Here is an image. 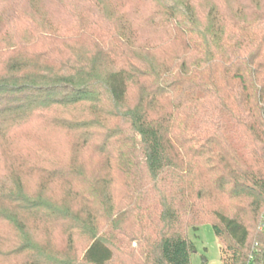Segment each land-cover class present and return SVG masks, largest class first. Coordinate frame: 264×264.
Masks as SVG:
<instances>
[{"label":"trees","instance_id":"1","mask_svg":"<svg viewBox=\"0 0 264 264\" xmlns=\"http://www.w3.org/2000/svg\"><path fill=\"white\" fill-rule=\"evenodd\" d=\"M79 1L71 35L0 13V138L50 116L105 160L87 174L20 156L0 180L16 250L36 254L28 264H192L189 231L210 223L222 264H264V0H144L153 12L131 19ZM78 39L92 50L61 49ZM83 107L91 117L65 115ZM39 229L63 232L69 253Z\"/></svg>","mask_w":264,"mask_h":264},{"label":"rangeland","instance_id":"2","mask_svg":"<svg viewBox=\"0 0 264 264\" xmlns=\"http://www.w3.org/2000/svg\"><path fill=\"white\" fill-rule=\"evenodd\" d=\"M79 0H0V13H8L7 16L15 11L18 13L24 12L31 17H35L39 21L52 20L54 23H60L61 28L66 30L65 34L71 35L72 30H67L70 26L78 27V20L76 10H81L77 5ZM108 7L114 10L116 17L125 16L131 19L135 16L151 14L155 9L153 5H150L144 0H107ZM237 3H244L243 1L237 2L232 0L231 8H237ZM237 4V5H236ZM82 7V6H81ZM82 10L86 13L93 12L92 1H88L83 5ZM75 15V16H74ZM42 17V18H41ZM40 24H42L40 22ZM84 25L86 23H83ZM79 25V24H78ZM46 26H44L45 28ZM43 30H47L46 28ZM62 30V31H63ZM25 30H20L18 33L22 36ZM61 31V32H62ZM11 45V42L8 41ZM84 40L78 39L77 41L68 40L61 47L64 51H70L73 49H84L87 51L92 48L87 47ZM40 49V47H39ZM175 50V49H173ZM41 50H38L40 52ZM57 54V49L55 50ZM152 60L155 59L153 56ZM156 60L158 58L156 57ZM66 116L89 118L91 117L90 109L87 107L70 110L65 113ZM51 117H45L43 119L33 120L28 125H23L18 129H13L9 132L5 138H0V180L3 177L10 176L13 172L12 169H17L18 165L23 164L21 155L28 154L25 158L30 163L39 158L40 155L45 158L55 159L58 158L60 163H66L67 161L74 160L78 164L84 166L86 173H91L92 170H104V162L102 158L92 149L85 148L83 150H77L76 135L67 132L61 128L55 127L51 123ZM50 121V122H49ZM74 147L76 149H74ZM30 158V159H29ZM68 163V162H67ZM22 169V168H21ZM20 169V170H21ZM12 170V171H11ZM11 171V172H10ZM23 177H26L28 189L30 192H36L40 187V177L36 174H30L28 171H20ZM8 175V176H6ZM51 192L55 196H59L62 193V185L53 184L50 187ZM1 202V201H0ZM30 220V219H29ZM32 221V220H31ZM36 232V233H35ZM34 232L36 239L42 242V245L51 243L52 248L57 252L68 251V240L64 237L63 232H55L50 235L42 229ZM14 233L8 227L7 224L0 222V264H28L30 260L36 256L34 253H19L16 247L19 246V240L14 237ZM189 238L194 244V252L192 254V264H222L221 260V243L215 235L212 224L205 223L199 226L197 230L191 229L189 231ZM83 240H77L76 247H82L84 245ZM136 247V243L133 245ZM74 252L72 253V255Z\"/></svg>","mask_w":264,"mask_h":264}]
</instances>
